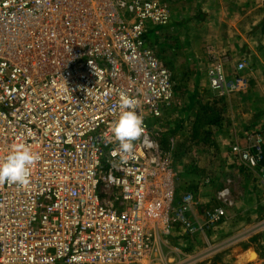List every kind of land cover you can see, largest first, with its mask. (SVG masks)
I'll return each mask as SVG.
<instances>
[{"label": "built area", "instance_id": "1", "mask_svg": "<svg viewBox=\"0 0 264 264\" xmlns=\"http://www.w3.org/2000/svg\"><path fill=\"white\" fill-rule=\"evenodd\" d=\"M168 21L163 0H0V160L17 144L38 155L26 186L0 184V264L168 261L181 256L174 229L204 235L233 207L229 178L199 223L188 217L196 195L176 193L173 143L163 146L159 128L173 82L147 41ZM244 68L210 65L209 88L239 91ZM121 95L135 99L145 129L126 163L110 132ZM242 136L227 156L264 187V131ZM248 231H264V215Z\"/></svg>", "mask_w": 264, "mask_h": 264}, {"label": "rangeland", "instance_id": "2", "mask_svg": "<svg viewBox=\"0 0 264 264\" xmlns=\"http://www.w3.org/2000/svg\"><path fill=\"white\" fill-rule=\"evenodd\" d=\"M163 1L168 3V0ZM169 23L170 18L163 31L148 32L147 41L156 56L169 70L173 82L172 106L163 113L159 128L163 146H170L169 144L173 143V156L177 170L176 193L180 195L183 191L190 190L196 198L205 200L203 204L206 203V207L214 206L216 191L229 178L232 179L233 207L239 208L235 207V210H243L240 209L242 205L253 208L254 212L252 215L251 213L240 215L234 210L235 212L233 211L231 215L229 210L232 207L227 210L223 221L207 230L204 235L187 236L181 229H174V235L169 237L168 242L178 247L181 256L169 253L164 248L165 256L167 252L170 254L167 256L168 261L154 259L151 264H184L182 260L186 258V255L205 250L208 244L215 245L216 250L206 259L195 264H234L233 249L244 247L245 242L255 237L262 236L264 240V231L256 233L248 231L250 226L264 215V187L254 183L250 187L247 186L250 183L247 177L249 171L241 168L237 161L227 160L226 150L228 151L230 143H227V146L226 143H222V146L217 145L212 132L209 134L206 132L203 136L201 134L198 137L192 136L190 125L198 108L203 103H207L208 106L217 108L223 114L226 120L225 125L230 129L226 134L233 135L235 132L242 137L244 131L263 129L264 76L250 71V67H247L245 72L247 77L242 74L244 69L237 73L243 84L239 91L223 95L216 93L208 87L207 81L203 80L201 83L200 73L187 71L183 42L175 38L174 34L167 29ZM262 28L264 29L263 26ZM262 45H264V34ZM224 152L226 154H223ZM225 161L227 163L223 166ZM233 167L235 170H230ZM248 190L250 192H247ZM248 194L250 195L246 199ZM203 212L202 209L201 215ZM174 241L176 244H173ZM253 258L255 256L251 257Z\"/></svg>", "mask_w": 264, "mask_h": 264}, {"label": "crops", "instance_id": "3", "mask_svg": "<svg viewBox=\"0 0 264 264\" xmlns=\"http://www.w3.org/2000/svg\"><path fill=\"white\" fill-rule=\"evenodd\" d=\"M167 5L170 18L167 29L175 38L182 40L187 71L200 73L201 83L203 80L207 81V68L214 63L220 64L226 73L231 74L234 72L235 64L243 61L245 68L242 74L246 76V69L250 67V71L264 76V45H262L264 29H261L262 26L264 27L263 0H168ZM160 30L163 31L164 26L157 27L151 32ZM221 116L222 122L218 126L210 125L202 130L203 134H200L203 136L206 132L208 134L212 132L217 145L221 146L222 143H226V146L230 143V146L235 139L241 141L243 136L240 137L235 132L233 135L226 134L230 129L225 125L223 114ZM260 130L264 131V128ZM226 152L228 154L227 150ZM227 160L232 159L227 156ZM226 163L225 161L223 166ZM241 168L246 170L243 166ZM230 170H235V167ZM248 174L250 183L247 186L250 187L253 183L258 185L255 175L251 172ZM249 195L245 198L248 199ZM196 199V203L188 211V217L193 221H200L203 218L202 209L208 207L206 203L203 204L204 199ZM235 207L237 206L229 210L231 215ZM240 207L243 210H235L237 214L252 215L254 212L251 207L242 205ZM173 244L176 242L174 241ZM233 253L234 264H264V240L262 236L255 237L245 242L244 247L233 249ZM254 256L255 258L251 259Z\"/></svg>", "mask_w": 264, "mask_h": 264}, {"label": "clouds", "instance_id": "4", "mask_svg": "<svg viewBox=\"0 0 264 264\" xmlns=\"http://www.w3.org/2000/svg\"><path fill=\"white\" fill-rule=\"evenodd\" d=\"M119 113L110 126L113 139L119 143L122 163L133 158L134 142L141 138L145 129L143 118L136 112L135 99L121 95L118 103ZM148 147L151 143L145 141ZM116 155V153H113ZM38 155L22 144L14 145L7 156L0 160V184L26 186L31 175V166Z\"/></svg>", "mask_w": 264, "mask_h": 264}, {"label": "trees", "instance_id": "5", "mask_svg": "<svg viewBox=\"0 0 264 264\" xmlns=\"http://www.w3.org/2000/svg\"><path fill=\"white\" fill-rule=\"evenodd\" d=\"M222 122L221 112L215 108L203 103L196 111L190 131L192 136L198 137L202 130L210 125L218 126Z\"/></svg>", "mask_w": 264, "mask_h": 264}]
</instances>
